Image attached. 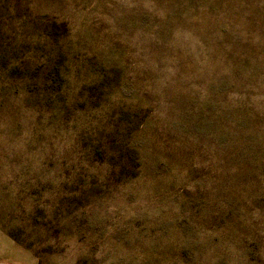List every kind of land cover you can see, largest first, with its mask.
<instances>
[{
    "label": "rangeland",
    "instance_id": "rangeland-1",
    "mask_svg": "<svg viewBox=\"0 0 264 264\" xmlns=\"http://www.w3.org/2000/svg\"><path fill=\"white\" fill-rule=\"evenodd\" d=\"M0 264H264V0H0Z\"/></svg>",
    "mask_w": 264,
    "mask_h": 264
}]
</instances>
